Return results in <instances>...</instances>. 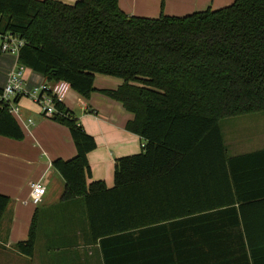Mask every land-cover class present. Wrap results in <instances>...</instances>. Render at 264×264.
I'll return each mask as SVG.
<instances>
[{
  "label": "trees",
  "instance_id": "16d2710c",
  "mask_svg": "<svg viewBox=\"0 0 264 264\" xmlns=\"http://www.w3.org/2000/svg\"><path fill=\"white\" fill-rule=\"evenodd\" d=\"M0 32L25 41L20 66L84 99L96 75L123 82L102 94L133 116L126 129L146 144L116 160L112 189L88 183L96 144L73 113L55 103L51 117L76 150L52 163L61 199L83 198L104 264H263L249 225L238 222L234 163L264 151L227 159L218 123L264 113V0L156 19L128 16L118 0H0ZM0 136L24 137L1 103ZM9 202L0 195V222ZM34 245L33 223L16 249L30 258Z\"/></svg>",
  "mask_w": 264,
  "mask_h": 264
},
{
  "label": "crops",
  "instance_id": "0c3cea01",
  "mask_svg": "<svg viewBox=\"0 0 264 264\" xmlns=\"http://www.w3.org/2000/svg\"><path fill=\"white\" fill-rule=\"evenodd\" d=\"M55 1L73 5L79 0ZM233 1L118 0V7L128 16L156 19L161 15L184 17L207 9L217 10ZM18 66L17 58L0 55V88ZM23 80L29 91L46 82L42 75L26 68ZM122 84L120 79L96 75L94 91L88 99L69 87L61 102L95 141V149L87 154L91 171L88 183L103 181L106 189L114 186L116 160L142 153L146 144L126 129L133 116L120 103L102 94ZM16 105L22 121L15 120L23 139L0 136V195L10 200L0 222V264H104L99 240H92L83 198L62 200L65 184L52 167L55 160L67 161L76 155L67 127L44 116L42 108L28 97L19 98ZM218 128L227 159L264 151V123H232L226 119L218 123ZM238 160L234 168L238 197L243 200L235 204L238 212L243 205L238 222L249 225L248 237L254 250L259 248L256 254L264 257V155ZM31 182H41L46 189L38 206L29 200ZM33 223L35 245L29 258L17 251L16 244L28 239Z\"/></svg>",
  "mask_w": 264,
  "mask_h": 264
},
{
  "label": "built area",
  "instance_id": "2783aa9c",
  "mask_svg": "<svg viewBox=\"0 0 264 264\" xmlns=\"http://www.w3.org/2000/svg\"><path fill=\"white\" fill-rule=\"evenodd\" d=\"M25 45V41L18 35L11 32H0V55L6 54L18 57L20 49ZM69 85L66 82L59 81L55 83H43L40 87L29 91L25 88L23 80V67L18 66L8 77L6 84L2 87L0 94V103L7 105L9 112L15 119H20L19 109L14 103L15 98L28 97L34 103L42 108L43 115L52 117L57 113L55 103H61ZM28 124L31 121L28 120ZM29 200L34 206L41 204L45 196L46 189L41 182H31L29 184Z\"/></svg>",
  "mask_w": 264,
  "mask_h": 264
},
{
  "label": "rangeland",
  "instance_id": "374dc122",
  "mask_svg": "<svg viewBox=\"0 0 264 264\" xmlns=\"http://www.w3.org/2000/svg\"><path fill=\"white\" fill-rule=\"evenodd\" d=\"M232 123H264V113L249 114L228 119Z\"/></svg>",
  "mask_w": 264,
  "mask_h": 264
}]
</instances>
